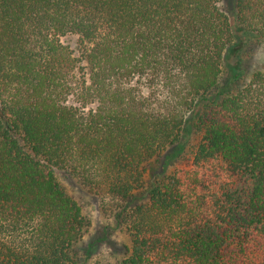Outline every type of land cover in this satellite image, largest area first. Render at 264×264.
<instances>
[{
	"label": "trees",
	"instance_id": "obj_1",
	"mask_svg": "<svg viewBox=\"0 0 264 264\" xmlns=\"http://www.w3.org/2000/svg\"><path fill=\"white\" fill-rule=\"evenodd\" d=\"M235 7L234 27L217 0H0V264H79L89 222L55 169L130 238L117 264H264V0ZM188 127L192 157L147 185Z\"/></svg>",
	"mask_w": 264,
	"mask_h": 264
},
{
	"label": "rangeland",
	"instance_id": "obj_2",
	"mask_svg": "<svg viewBox=\"0 0 264 264\" xmlns=\"http://www.w3.org/2000/svg\"><path fill=\"white\" fill-rule=\"evenodd\" d=\"M235 3L236 0H217L218 7L229 16L234 27L237 17ZM62 41L71 48H75L77 37L66 36L62 38ZM249 45L250 54L247 53L248 56L246 54L245 57L247 68L254 70L262 67L264 42H252ZM245 77L248 78L247 75ZM198 141L199 134L191 127L186 128L180 143L155 156L146 165V184L149 185L155 179L170 174L175 167L184 163V157H192ZM55 174L66 192L82 206L89 222L83 236L75 245L79 264H117L125 256L126 248L131 244L130 238L111 219L103 215L95 194L84 189L67 171L55 169Z\"/></svg>",
	"mask_w": 264,
	"mask_h": 264
}]
</instances>
